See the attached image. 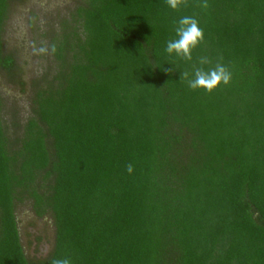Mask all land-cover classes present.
Segmentation results:
<instances>
[{
	"label": "trees",
	"instance_id": "16d2710c",
	"mask_svg": "<svg viewBox=\"0 0 264 264\" xmlns=\"http://www.w3.org/2000/svg\"><path fill=\"white\" fill-rule=\"evenodd\" d=\"M13 1L0 70L22 87L1 41ZM203 2L79 0L59 19L29 115L11 136L0 116V264H264V0ZM185 16L204 34L191 61L165 51ZM202 56L227 85L179 81ZM24 201L52 219L42 259L19 242Z\"/></svg>",
	"mask_w": 264,
	"mask_h": 264
},
{
	"label": "rangeland",
	"instance_id": "374dc122",
	"mask_svg": "<svg viewBox=\"0 0 264 264\" xmlns=\"http://www.w3.org/2000/svg\"><path fill=\"white\" fill-rule=\"evenodd\" d=\"M78 2L79 0H16L10 3L1 41L3 51L14 58L17 79L22 82V87L9 82L0 70V116L8 126L9 136L11 123L22 125L29 115L32 82L41 75L50 76L54 68L50 54L32 55V43L35 42L37 46L42 43L47 45L51 32L56 31L59 19L67 17ZM14 217L24 255L30 259L44 258L53 241L51 217L48 213L36 217L28 201L15 204Z\"/></svg>",
	"mask_w": 264,
	"mask_h": 264
},
{
	"label": "clouds",
	"instance_id": "9594fccd",
	"mask_svg": "<svg viewBox=\"0 0 264 264\" xmlns=\"http://www.w3.org/2000/svg\"><path fill=\"white\" fill-rule=\"evenodd\" d=\"M166 3L171 9L176 10L181 5L186 6L187 0H166ZM200 6L207 8V0H204ZM175 35V39L167 41L165 51L169 55L175 54L177 57L185 61H191L193 49L203 41L204 37L203 30L199 27L197 19L190 16L180 18L176 22ZM31 51L34 56L54 55L56 52V45H46L42 43L40 46H37L35 42H33L31 45ZM211 63L212 62L208 57H199V66L193 65L191 72L187 70L181 72L179 81L186 82L187 86L192 90L204 89L209 93L216 89L220 84L227 85L231 79V73L228 68L218 60L213 67H209L205 70L203 65H210ZM167 71L170 72L172 69ZM126 170L131 174L133 172V165L128 163L126 165ZM50 264H71V260L69 257L53 258Z\"/></svg>",
	"mask_w": 264,
	"mask_h": 264
}]
</instances>
